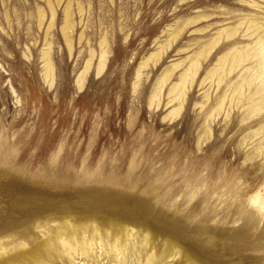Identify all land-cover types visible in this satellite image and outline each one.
<instances>
[{"label": "rangeland", "instance_id": "obj_1", "mask_svg": "<svg viewBox=\"0 0 264 264\" xmlns=\"http://www.w3.org/2000/svg\"><path fill=\"white\" fill-rule=\"evenodd\" d=\"M0 264H264V0H0Z\"/></svg>", "mask_w": 264, "mask_h": 264}]
</instances>
